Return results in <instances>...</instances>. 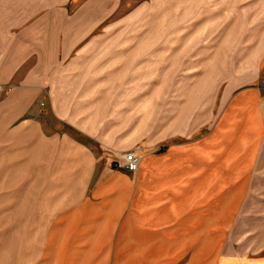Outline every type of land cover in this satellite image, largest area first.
<instances>
[{"label": "crops", "instance_id": "1", "mask_svg": "<svg viewBox=\"0 0 264 264\" xmlns=\"http://www.w3.org/2000/svg\"><path fill=\"white\" fill-rule=\"evenodd\" d=\"M117 1L82 0L68 12V0H0V209L23 210L32 193L33 207L75 210L69 230L48 236H165L191 249L187 264H197V243L224 235L254 172L264 137L261 93L234 91L207 137L184 140L176 129L160 152L142 155L136 145L132 188L129 171L96 174L100 152L73 133L120 148L105 114L106 98L120 96L121 73L105 65L119 66L122 53L101 39L105 30L96 33ZM93 178L102 184L96 192L116 191L111 202H84ZM17 218L24 236V213Z\"/></svg>", "mask_w": 264, "mask_h": 264}, {"label": "rangeland", "instance_id": "2", "mask_svg": "<svg viewBox=\"0 0 264 264\" xmlns=\"http://www.w3.org/2000/svg\"><path fill=\"white\" fill-rule=\"evenodd\" d=\"M80 2L68 0L65 9L73 11ZM102 30L101 39L122 53L119 66L105 65L106 73H121L120 96L106 98L105 114L106 132L115 129L120 148L104 149L73 133L100 152L96 174L116 169L115 155L130 148L140 146L142 155L160 152L169 142L168 130L179 129L184 140L207 137L226 100L243 87L259 89L264 121V0H118L96 33ZM260 147L240 207L232 210L223 236H202L197 264H257L264 258V137ZM136 171L130 173V188ZM91 180L84 202H111L116 191L98 193L102 184ZM32 196L25 194L23 210L0 209V254L8 252V259L0 255V264L190 261L191 249L174 248L165 236H48L69 230L75 210L33 207ZM20 213L24 236L16 223Z\"/></svg>", "mask_w": 264, "mask_h": 264}, {"label": "built area", "instance_id": "3", "mask_svg": "<svg viewBox=\"0 0 264 264\" xmlns=\"http://www.w3.org/2000/svg\"><path fill=\"white\" fill-rule=\"evenodd\" d=\"M137 147L127 150L121 154H116L113 160V165L116 169H122L129 172L137 170L139 155L136 153Z\"/></svg>", "mask_w": 264, "mask_h": 264}]
</instances>
